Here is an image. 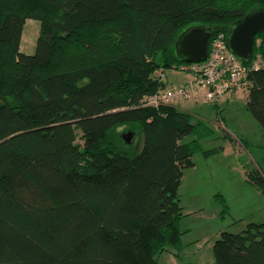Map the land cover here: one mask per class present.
<instances>
[{
  "label": "trees",
  "instance_id": "obj_1",
  "mask_svg": "<svg viewBox=\"0 0 264 264\" xmlns=\"http://www.w3.org/2000/svg\"><path fill=\"white\" fill-rule=\"evenodd\" d=\"M259 8L264 0H0V264H158L180 248L178 187L195 154L224 152L204 147L223 136L176 105L142 101L166 88L160 70L184 64L182 31L214 25L227 36ZM27 19L40 22L33 54L20 51ZM257 56L264 32L245 63L246 108L264 130ZM248 179L264 194L261 170ZM213 254L212 264H264V222L223 231Z\"/></svg>",
  "mask_w": 264,
  "mask_h": 264
},
{
  "label": "rangeland",
  "instance_id": "obj_2",
  "mask_svg": "<svg viewBox=\"0 0 264 264\" xmlns=\"http://www.w3.org/2000/svg\"><path fill=\"white\" fill-rule=\"evenodd\" d=\"M39 33L40 22L27 19L20 51L33 54ZM253 65L264 67V58L257 56ZM173 74L179 76V81L191 76L173 68L164 71L165 78ZM246 91L247 83L229 92L239 95L228 104L220 105L221 100L218 104L221 113H218L219 107L207 102L206 105L192 101L175 104L192 112L201 108L205 121L218 136H223L216 142H205L204 147L222 144L226 148L225 152L209 159L201 153L195 154L197 165L184 172L178 187L184 213L180 226L190 231L182 236L180 248L166 247L157 257L158 264H212L215 261L213 245L221 230L236 233L243 231L248 223L264 222V194L248 179V173L255 169L264 174V130L246 108ZM217 194L224 197L228 211L223 212L225 207Z\"/></svg>",
  "mask_w": 264,
  "mask_h": 264
},
{
  "label": "built area",
  "instance_id": "obj_3",
  "mask_svg": "<svg viewBox=\"0 0 264 264\" xmlns=\"http://www.w3.org/2000/svg\"><path fill=\"white\" fill-rule=\"evenodd\" d=\"M173 69L191 74V82L179 87L160 89L146 96L142 101L143 105L157 108L161 105H175L181 101L199 102L201 96L207 103L219 104L227 93L246 84L248 74V67L238 61L227 48L223 33L214 36L204 61L184 63ZM158 73L165 80L164 70Z\"/></svg>",
  "mask_w": 264,
  "mask_h": 264
},
{
  "label": "water",
  "instance_id": "obj_4",
  "mask_svg": "<svg viewBox=\"0 0 264 264\" xmlns=\"http://www.w3.org/2000/svg\"><path fill=\"white\" fill-rule=\"evenodd\" d=\"M219 31L214 25H198L186 28L175 42V52L183 63H197L208 56L212 37ZM264 32V8L256 9L233 22L226 36L229 51L241 63H249L253 57L255 37ZM128 145L134 141V133L122 135Z\"/></svg>",
  "mask_w": 264,
  "mask_h": 264
},
{
  "label": "crops",
  "instance_id": "obj_5",
  "mask_svg": "<svg viewBox=\"0 0 264 264\" xmlns=\"http://www.w3.org/2000/svg\"><path fill=\"white\" fill-rule=\"evenodd\" d=\"M173 70H175V69H173ZM175 71H177V70H175ZM178 72V71H177ZM191 75V74H190ZM191 80H192V75L190 76V77H188V80H185V81H182V80H180L179 81V76L178 75H174L173 74V77H171V76H169V77H167V78H165V82H166V87H168V88H174V87H179V86H181V85H184V84H186V83H188L189 81L191 82ZM179 81V82H178ZM247 94H248V92L246 91V93H245V103H246V100H247ZM239 94H238V92H234V93H227L223 98H222V103L220 102V105H223V104H228L229 102H230V100L232 101V98H237V96H238ZM184 102H188V101H184ZM191 102V101H190ZM192 102H194V101H192ZM234 102V101H233ZM233 102H231L232 103V105H234V103ZM180 103V102H179ZM197 103H203L202 105H204L206 102L204 101V97L203 96H201V98H200V101L199 102H197ZM206 105V104H205ZM219 105V106H220ZM214 106V105H213ZM219 109L221 110V108L219 107ZM183 110H186V111H189V112H191L196 118H200V119H203V120H205V117L203 116V114H202V109L200 108L199 110H197V111H195V112H192L191 110H187V109H183ZM225 148H226V146H224ZM225 148H224V152H225ZM195 165H197L196 163H195ZM184 230H187V232H189L190 230L189 229H184ZM223 231L221 230V232H220V234L222 233ZM216 233H218V232H216Z\"/></svg>",
  "mask_w": 264,
  "mask_h": 264
}]
</instances>
